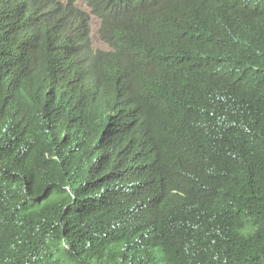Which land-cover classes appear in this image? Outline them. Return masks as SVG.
<instances>
[{
    "label": "trees",
    "instance_id": "trees-1",
    "mask_svg": "<svg viewBox=\"0 0 264 264\" xmlns=\"http://www.w3.org/2000/svg\"><path fill=\"white\" fill-rule=\"evenodd\" d=\"M83 2L0 0V264H264V0Z\"/></svg>",
    "mask_w": 264,
    "mask_h": 264
},
{
    "label": "clouds",
    "instance_id": "clouds-1",
    "mask_svg": "<svg viewBox=\"0 0 264 264\" xmlns=\"http://www.w3.org/2000/svg\"><path fill=\"white\" fill-rule=\"evenodd\" d=\"M14 2L20 3V0H14ZM66 3H68V2H66ZM72 4L75 6L74 3H72ZM75 7H77V6H75ZM79 10H81V9H79ZM37 17H38L37 13L32 9V7L27 2L22 1L21 6L19 7V20L20 21H27V22L31 23V22L37 21ZM22 30L23 29L19 28L18 26L14 27L10 31L8 43L9 44H10V42H12V44H14V42L18 43L22 38V33H19ZM96 30H97V27H96ZM91 34H92V27H91V31H90V39L92 41ZM95 34H96V31H95ZM96 37H97V35H96ZM11 48L9 50H7L8 49V47H7V49H6L7 52H1L0 53V68H3V72L6 74H8V71L11 68V63L13 60V57L11 56L13 50H11ZM92 48L94 50H97L93 47V44H92ZM7 57L10 58L8 63L6 65L2 64L1 60L3 58H7ZM3 72L0 70L1 74H4ZM0 77H1V75H0ZM3 78L8 79L5 74H4ZM35 92H36V87H24L22 92L19 93V95H20L19 101L21 102V106H23L22 108H24V110H26V108H27L26 106L28 105V102L32 101L34 99L33 97H34ZM72 111L78 118L84 119V118H87L88 116L91 115L86 111L85 104H80L78 106L72 107ZM123 120H124V118L118 116L117 114L103 113L101 115H98L97 117H95L91 121L81 123V124L92 123V124L96 125L97 127H99L106 134V136L111 140V142L117 141V142L121 143V145L123 146V149H120L117 152V154H118V170L120 173L129 168V166H127V165L132 166L136 163H139V162L131 161V158H135V157H137L143 153V152H140V153L135 154V155H129L128 154L129 140H128L127 136L125 134H116L111 130L110 124H109L110 121L111 122L124 123ZM162 132L163 131L159 132V137H158L157 143L150 150L156 154L155 158L147 161V167H148L149 171L153 174H156V172H157L156 163H157L159 153L162 150V141L160 139V134ZM65 137H66V130H64L63 132L58 134V138L60 141H63L65 139ZM68 148H69V150H68L69 153L71 155H73L74 158L82 159V155L86 156L82 146L79 143L70 145V146H68ZM119 228H121V224H116L115 227L112 229L118 230ZM149 237L150 236L147 235L146 233H144L142 230H140L139 227H137V225L134 226L132 240L135 244H141L142 242H144Z\"/></svg>",
    "mask_w": 264,
    "mask_h": 264
},
{
    "label": "rangeland",
    "instance_id": "rangeland-1",
    "mask_svg": "<svg viewBox=\"0 0 264 264\" xmlns=\"http://www.w3.org/2000/svg\"><path fill=\"white\" fill-rule=\"evenodd\" d=\"M65 2H72L75 4V6H77L79 9H81L82 11H84L87 15H88V22L90 24V26L92 27V34H91V38H92V44L93 47L95 49H100V50H105L107 49V46L103 43H101L100 41H98L95 31H96V27L98 25V19H96L94 16L90 15V11L89 9L86 7V5L84 4V2L82 0H64ZM1 52H7L6 49H1ZM10 60L9 57L7 58H3L2 64H7L8 61Z\"/></svg>",
    "mask_w": 264,
    "mask_h": 264
}]
</instances>
